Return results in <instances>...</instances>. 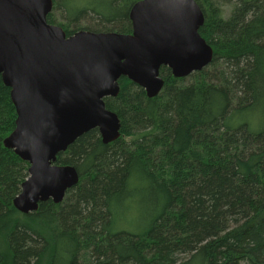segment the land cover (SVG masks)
<instances>
[{
	"label": "trees",
	"instance_id": "1",
	"mask_svg": "<svg viewBox=\"0 0 264 264\" xmlns=\"http://www.w3.org/2000/svg\"><path fill=\"white\" fill-rule=\"evenodd\" d=\"M137 0H53L67 35L131 33ZM211 63L155 97L128 77L106 98L121 135L97 128L57 156L80 180L60 203L14 205L30 164L5 139L17 110L0 75V264H264V0H196ZM146 226L116 228L121 209Z\"/></svg>",
	"mask_w": 264,
	"mask_h": 264
},
{
	"label": "water",
	"instance_id": "2",
	"mask_svg": "<svg viewBox=\"0 0 264 264\" xmlns=\"http://www.w3.org/2000/svg\"><path fill=\"white\" fill-rule=\"evenodd\" d=\"M53 0H0V75L11 88L15 129L5 145L30 164L14 199L28 214L41 202L60 203L78 184L75 166L57 156L97 128L104 143L121 135L106 98L119 94L123 76L149 97L164 87L162 66L175 77L208 66L213 48L199 32L204 14L196 0H137L131 33L82 29L67 35L48 22Z\"/></svg>",
	"mask_w": 264,
	"mask_h": 264
},
{
	"label": "rangeland",
	"instance_id": "3",
	"mask_svg": "<svg viewBox=\"0 0 264 264\" xmlns=\"http://www.w3.org/2000/svg\"><path fill=\"white\" fill-rule=\"evenodd\" d=\"M145 219L141 216L140 211L135 207L121 209L116 219V228L126 229L129 231H138L145 228Z\"/></svg>",
	"mask_w": 264,
	"mask_h": 264
}]
</instances>
